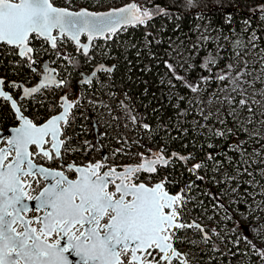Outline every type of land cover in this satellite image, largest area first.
<instances>
[{
  "label": "snow or ice",
  "instance_id": "obj_1",
  "mask_svg": "<svg viewBox=\"0 0 264 264\" xmlns=\"http://www.w3.org/2000/svg\"><path fill=\"white\" fill-rule=\"evenodd\" d=\"M69 3L71 4V0ZM184 4L188 8H194L197 0H184ZM256 10L260 19L264 21V3L257 4ZM160 15L167 16V9L159 5L149 9L136 3V0L107 12H93L83 7L79 11H71L56 7L52 0H19L18 3L0 0V46L15 49L14 55L19 56L25 63L34 65L37 63L35 56H38L39 52H35L34 48L29 46V42L37 38L48 41L51 48L57 49V56L64 58V54L60 53L57 47L58 38L52 35L53 29L59 30L61 35L67 33L79 46V37L82 33L88 35L89 41L95 36L109 39L121 26L147 25ZM244 23V31L249 32L248 40L235 42L242 51L236 52L232 57L234 63L229 62L220 68L223 57L219 49L223 45L218 43L216 53L209 50L197 63L180 60V67L189 75H181L168 61H165V65L172 73L168 84L170 90L181 86L194 94L188 103L199 106L200 115L204 120L214 119L223 125L226 122L224 118L231 116L236 124L250 133V138L259 142L264 138V56L257 65L260 71H256L250 66L249 60L244 59L248 55L249 44L254 51L258 40L256 32L249 31L250 21L246 20ZM210 39L211 37L207 35L200 37L201 41ZM199 47L198 43H194L192 51H197ZM82 48L84 55L87 56L88 46L83 45ZM181 55L178 50L177 57ZM252 63L256 64V61ZM213 68L217 70L213 71ZM101 70L112 69L100 66L97 71ZM32 71L35 73L36 69L32 68ZM55 71L44 69L46 75H42L37 86L24 88V96H31L53 84L58 88L65 87L66 80L51 79ZM192 71L201 73L207 71L209 75L193 77L190 75ZM91 75L95 76L96 72ZM213 79L218 83L219 91L205 101L202 85ZM81 83L88 84L92 81L82 78ZM3 85L5 80L0 78V86ZM0 97L5 101H12L11 107L19 121V126L12 130L10 138H7L8 148L0 149V264H70L66 253L78 257L81 264H172L173 259H179V264H197L195 258L186 259L185 254L174 246L175 242L186 241L199 249L201 254L204 250L199 246L215 244L214 236L225 242L226 237L215 227L195 221L191 223L183 221L187 202L190 200L187 194L194 187L192 183L171 194L165 190L166 178L152 186L140 180L141 173L158 175V165L167 167L170 161L186 163L193 159L190 155L175 152L163 154L165 150L159 149L152 154L153 159H146L140 152H129L128 154L141 158V162L135 166H107L105 159L95 163L89 162L86 166L69 164L66 168L77 174V179L69 180L63 171H52L35 165L33 158L42 155L52 160L53 154L60 158L61 146L65 152L73 150L71 137L61 131L60 125L61 122L69 124L70 110L74 106H79L78 100L74 97L73 101L69 102L66 95H61L51 102L56 114L50 116L43 124L37 125L21 114L12 96L0 91ZM185 99L183 95L177 97L178 102H184ZM205 103L210 106L207 110L204 107ZM128 113H131V109H128ZM132 119L133 122H137L135 116ZM203 126L197 123V127ZM144 127L147 128L148 125L145 124ZM228 131L231 132L232 129ZM224 134L222 128L214 130V135ZM49 135L52 140L51 152L44 148ZM61 136H64V139H60ZM33 145L35 152L29 151V147ZM234 150L241 153L243 158L240 161H234L232 157L228 159L233 163L248 165L245 150L241 146ZM119 151L117 149V152ZM13 152L15 155L10 159ZM253 155L264 156V153L254 150ZM208 160L213 161L215 172L221 171L220 161L211 153L208 154ZM257 163L264 164V159ZM106 166L108 170L101 173V169ZM203 168H206V163L197 162L191 164L188 171L194 172L197 179H204L199 175V170ZM257 170L264 176V167H258ZM255 171L248 172L247 166L243 168V172L237 168L238 176H228L224 181L225 184H235V187L224 188L221 196L210 191L205 195L216 201L214 208L223 209L227 213L231 205L221 203V197H227L231 201L236 195H240L239 188L243 187V182L239 176L244 174L252 176L253 179L247 182L248 186L250 188L258 186L261 192H264V184L255 179ZM37 175L45 180L51 178L55 183L45 186L33 197L31 195L33 183L28 178L35 180ZM216 183L220 181L216 180ZM109 184L113 185V191L107 190ZM33 199L38 202L37 209L47 211L41 217L26 220L22 213L28 211V207L23 201ZM255 199L256 195L253 194L252 202ZM241 202L248 208V211L240 213L242 219L247 221L246 228L241 226L235 216H225L226 220H231L236 225V228L229 229V232L236 234V230L240 229L236 238L230 241L233 247L228 248V254L233 257L240 254L242 236L249 253L264 264V199L255 207L251 206L247 197H242V201H236ZM211 219L213 217L210 216L209 220ZM14 225H19L23 231H18ZM193 229L199 234L198 239L188 238L189 230ZM181 231L185 233L183 237L177 234ZM62 240H66L63 246ZM233 248L236 251H233ZM212 250L224 255L218 247Z\"/></svg>",
  "mask_w": 264,
  "mask_h": 264
},
{
  "label": "trees",
  "instance_id": "obj_2",
  "mask_svg": "<svg viewBox=\"0 0 264 264\" xmlns=\"http://www.w3.org/2000/svg\"><path fill=\"white\" fill-rule=\"evenodd\" d=\"M114 1H123L125 4L133 0ZM53 3L57 6V3ZM136 3L145 5L149 9L159 5L167 9L168 15H161L147 25L122 29L111 39L107 40L106 48L109 54L112 55L114 65L110 72V77L103 79H106L107 89L116 93V96L110 99V104L114 107V103L119 101L122 95L127 98L132 112L130 114L132 123L139 127L143 133L148 131L152 134L148 146L159 142L160 148L169 154L179 152L183 155H190L193 158V163H206V168L199 170V175L204 177V179H197V175L194 172L188 171L190 168L188 165L178 162L175 165V170L167 168L169 173L165 177L167 180H174V173L177 172L179 167L183 177H191L192 184L196 188L208 187L213 192H220L217 196H221L224 188L236 186L232 183L225 184L224 181L228 176H238L237 168L243 172V168L247 166L248 171L253 172L252 167H264V164L258 165L257 163L264 159V156L258 157L255 165L249 161L248 165L231 162L228 157H232L234 161H240L243 158L241 153L234 150L235 148L232 147L231 142L240 143L237 146H241L246 154L247 152L254 153V150L255 152L264 153V140L261 139L257 142L249 139L242 142L245 137L240 131L226 133L223 130L225 133L223 136L214 135V126L211 133L195 129L191 124L192 119L196 118L200 122L202 118L197 115L195 110L198 105H190L188 103V100L192 99L194 94L181 86L170 90L168 84L172 73L165 65V61L174 65L176 71L181 75H189V73L184 72L180 64L177 65L176 62L172 61L170 53L174 44L177 46V51L187 53L185 61L192 57L189 61L197 63L207 55L209 50L213 52L212 42L210 40L201 41V35L210 36L218 33L222 39L232 33L239 34L240 36L238 37H230L223 40V47L219 49L223 57L220 62V68H223L225 64L231 62L233 52L240 50L235 42L237 40L245 42V37L249 34V32L244 31V22L246 20L250 21L251 28L249 31L254 30L256 32L258 36L257 43L261 49H264V21L260 19V15L256 10V5L264 3V0H197L194 8L186 7L184 0H136ZM229 20L231 21L230 23L228 22ZM198 25L200 27L204 25L205 31L201 32ZM148 33L151 35H147ZM149 40H151V44H149ZM96 41L103 42L102 40ZM194 43H198L200 47L196 54L192 55L194 52L192 51V45ZM30 45L35 48L34 43L30 42ZM105 50L101 51L102 57L108 54ZM76 55L70 63L71 78L66 80L67 85L64 87L63 93H70L69 85L75 82L77 74L83 68L89 66L88 62L95 60L94 57L90 58L79 52ZM5 59L4 47L0 46V76L8 79H14L15 76L23 77V72L27 71L25 69V61L19 59L18 69L23 72L15 75L14 71L12 72L13 67L9 66ZM216 70L213 68V71ZM201 74L209 75L207 71L203 73L192 71L190 73L193 77H199ZM197 83L200 84V81L197 80ZM203 86V98L205 101L213 94L215 87L217 92L219 91V86L215 79L203 83ZM180 95L185 96L184 102H178L177 97ZM206 104H204L205 109ZM114 110L118 112L115 107ZM133 116L136 117L137 122H133ZM11 118L7 104L0 102V119L3 127L10 123ZM212 120L206 121L211 124ZM138 124L140 125L138 126ZM145 124L148 125L147 128L144 127ZM209 145H212V147H209ZM209 153L217 161H220V172L214 171L213 161L208 160ZM245 175L239 176V178L242 180ZM216 180H219L220 183H216ZM180 186L181 182L177 184L167 183V190L175 193L179 191ZM244 189L245 184L243 183V187L239 188L240 195H236L234 200L230 201L227 197H221V200L229 203L233 209H239V211L235 212L248 211L247 206L242 202L236 203V201H242V196L245 195ZM202 198L207 207H210V203H213L207 196ZM207 201H210V203H207ZM250 202L251 206H253L254 202L252 200ZM192 212L197 215L200 214L196 207ZM226 223L228 230L233 229L229 221H226ZM229 233L234 239L236 238V234ZM240 240V254L236 257L229 255L225 246L214 240L215 244H207V247L211 250L218 247L223 251L224 255L216 252V254H220L217 258L211 256L210 252H205L202 254V259L196 260L197 264H261L255 255L248 253V246L243 242V239L240 238ZM190 248L194 249L192 246ZM233 251H236V249L233 248ZM176 264L179 263L176 262Z\"/></svg>",
  "mask_w": 264,
  "mask_h": 264
},
{
  "label": "rangeland",
  "instance_id": "obj_3",
  "mask_svg": "<svg viewBox=\"0 0 264 264\" xmlns=\"http://www.w3.org/2000/svg\"><path fill=\"white\" fill-rule=\"evenodd\" d=\"M52 2L57 3V6H62V7H67L72 10L79 9L81 7H85L87 9L93 10V11H100V10H106L111 7H119L124 4L123 1H114V0H71V4L69 3V0H52ZM56 5V4H55ZM198 28L201 32L205 31V26L198 25ZM248 35L245 37V42L248 40ZM240 36L239 34L232 33L231 35L224 36V38L229 39L230 37H238ZM209 37H211L210 41L212 42V48H213V53H216L218 51L217 49V44L219 43L220 45L223 44L224 38H220V35L218 33L211 34ZM108 39L102 40L103 42H98V41H93V49H91V53L89 55L90 58H95V63L100 62L102 60H106L105 56H101V50L103 49L104 46H106ZM68 42H70L67 39ZM32 43H34L36 46L38 44L37 40H32ZM257 43V41H256ZM172 44V43H171ZM4 47V46H2ZM70 47L68 48L67 52L64 54V58H60L57 56V50H55L54 53L50 54V59L46 62V67H56L59 69V74L61 77L66 78L67 80L70 79L71 77V66L70 63L73 58H75L77 55L72 56L69 52ZM42 52L45 53L46 51L44 49H41ZM242 51V49L238 50ZM233 52L231 55V62L234 63L232 60V57L235 55L236 52ZM74 52V51H73ZM99 55H98V54ZM182 55L180 57H177V46L174 44L171 48V53L170 56L172 57V61L176 62L177 65L180 64V60L187 59V53L184 51H180ZM196 51L192 53V55H195ZM96 55V57H95ZM264 56V49H261L257 43V48L253 51L251 49V46L249 44V49H248V55L244 57V59L249 60V64L252 68H255L256 71H260V68L257 66L259 64L260 58ZM8 56L6 55V61L8 60ZM47 58V57H46ZM192 59V57H189L188 61ZM69 60V61H68ZM16 61V64L13 63H7L9 66L13 67L12 72L16 75L18 73L23 72L19 68V60H13ZM252 61H256V64H253ZM40 62V63H39ZM89 66L83 68L81 71L84 73H78L76 76V79L79 81L83 78H85L89 74V69L92 66L91 62H88ZM32 66V65H30ZM33 67L36 69V72L34 73L33 71L28 70L26 72H23V77L15 76L13 79L14 81H20L24 80L26 81L30 75L32 76L33 79H36L40 74L45 73L44 68H45V59L40 58L38 60L37 64H34ZM15 69V70H14ZM88 70V71H87ZM40 73V74H39ZM101 76H97L96 80L92 83L88 84H76V79L73 84L69 85L70 93L68 96H71L72 92H76L75 97L77 96L78 104L79 106H75V110L73 111V117L75 119V123H77L75 131L71 128H66V134L67 136L71 137V139H74L77 141L78 145L77 147L73 146V150L71 152H65V159L66 162H70L72 160L76 165H83L86 164L87 162H92L94 163L97 161V159L101 160L103 154L106 155V163L107 166H112V165H124V164H137L140 162L141 158L136 155H131L128 154L129 152L131 153H143L145 158H148L154 151H158L160 148L159 142L155 143L151 146H148V143L150 142L152 138V134L150 132H145L141 131V129L137 128L134 126L132 123L129 124V120L127 117L128 109H130L129 102L126 97H121V100L119 102H115L114 105L117 109V111L120 113L121 116H116L115 114V120L107 114V108L105 107L106 105L108 106V109H110V94L107 92L106 87L101 84ZM202 87H204L202 85ZM11 92L13 93L14 87H10ZM204 89V88H203ZM217 88L215 87L213 90V93H216ZM64 90V87H63ZM61 88H57L54 90V93L52 95H47V101L50 103L52 100H57L59 96H61L63 93L61 91ZM74 90V91H73ZM10 91V90H9ZM98 93L99 96V104L95 102V98L93 97L92 93ZM115 96V95H113ZM39 98H33L32 102L34 103L37 101ZM108 100V103L107 101ZM24 101V100H22ZM46 102V101H45ZM6 103V102H5ZM7 104V103H6ZM206 110L210 107L208 104L205 105ZM112 107V106H111ZM114 110V107H112ZM111 110V109H110ZM197 115L202 118V120L199 122L200 124L204 125L203 127H197V119L193 118L191 121V124L195 129L198 130H203L204 132H213V126L216 128H222L226 133H229V129H232V131H240L245 138L242 139V142L247 141L250 138V133L246 132L243 127L239 126L236 124L232 117H226L225 123L223 126L221 124H218L216 120H212V123H207L206 120L203 119V117L200 115L199 111V106H196L195 108ZM132 113V112H131ZM131 113H128L129 115ZM40 114H37L39 116ZM245 115H246V110H245ZM130 118V117H129ZM78 119V120H77ZM131 120V118H130ZM215 124V125H213ZM251 128V125L248 126ZM255 140V139H253ZM264 140V138H262ZM256 141V140H255ZM122 142V143H121ZM241 142V143H242ZM237 144H240L238 142H231V145L233 148H236ZM80 149V150H76ZM117 149L120 151L117 152ZM151 150V152L149 151ZM113 153H116L114 156ZM163 154H169L167 151ZM253 152H247V159L251 163L253 162L254 165L256 164V159L260 157V155H253ZM255 161V162H254ZM178 162H169V165L167 167H158V172L159 174H146V173H141L140 174V180L147 184V185H152L155 182L164 180L167 175H169L167 168L170 170H175V165ZM184 165H188L191 167V164H193V160H189L188 162H182ZM53 164V162L49 163ZM107 166L105 168H107ZM250 166V165H249ZM102 168V169H105ZM253 171H255V179L258 180L261 184H264V176H261L260 172L257 170L258 167H252ZM64 172L68 177H72V174L74 175V172L71 170H68L64 168ZM252 172V171H248ZM151 177V179H149ZM253 177L249 175H245L242 177V181L245 184V189H244V196L242 197H247V199L252 200L253 194L256 195V199L254 201V204L252 207H255L257 203H259L262 199H264V192H261V190L258 188V186H253L249 187L248 186V181L252 180ZM167 181H171L172 183L169 184H177L178 182H181V186L179 187L178 190L183 188L186 184L192 183L191 177H183V174L180 170V168H177V172L174 173V180H167L166 179V189H167ZM140 182V181H137ZM38 184V187H37ZM43 183L38 180L33 183V190L38 191L42 187ZM212 192L216 195H218L220 192H213L211 191L208 187H202V188H196L195 186L193 189L188 192V196L190 197V200L187 202V207L184 212L183 216V221L184 222H190V221H195L196 223H201L209 227H215L218 232L222 236L226 237L225 242H221L219 239H217L215 236L213 237V240L219 241L222 245L225 246L226 251H228V248H231V239H234L232 235L228 231V226L226 221H229L230 226L233 228H236V225L233 221L231 220H226L225 216L226 215H232L235 216L237 220L240 221V224L242 227H247V221L242 219L240 213L241 212H235L234 209L230 206L228 208V212L226 213L223 209H217L214 208L213 205L216 203L215 200L212 199L211 196L205 195L207 192ZM209 197V199L212 200L213 203H210V201H207V203H210V207H207L204 204L203 198L202 197ZM249 200V201H250ZM203 202L198 203V202ZM221 203H224L226 206L230 205L229 203L225 202L224 200H221ZM197 208L200 211V214H196L193 211L194 208ZM213 217V219L209 220V217ZM216 216V217H215ZM240 229L236 230V235L239 234ZM179 236L183 237L185 233L183 231L177 233ZM188 238H199V234L193 230H189L188 232ZM243 239V237H240ZM230 244V245H229ZM175 247L182 249L183 247H186L187 251L189 253H186V259H193L195 260H200L202 259V254L205 252H210L211 256L213 257H219L220 254H216L213 250L207 247V244H201L199 247L200 249H203V253H199V249L197 248H190L193 245L187 243L186 241H177L175 242ZM249 253V251H248ZM174 262V261H173ZM176 264V263H173Z\"/></svg>",
  "mask_w": 264,
  "mask_h": 264
},
{
  "label": "built area",
  "instance_id": "obj_4",
  "mask_svg": "<svg viewBox=\"0 0 264 264\" xmlns=\"http://www.w3.org/2000/svg\"><path fill=\"white\" fill-rule=\"evenodd\" d=\"M12 1H16V0H12ZM76 10H78V9H76ZM56 34V33H55ZM112 38V37H111ZM111 38H109V39H111ZM108 39V40H109ZM35 40H37L38 41V44H37V46L35 45V48H34V50H35V52H39V55L38 56H35V52H34V56H35V58H36V60H37V63H38V60H40V58H43V59H45V66L47 65L46 64V62L50 59V54H52V53H54L55 52V50H57V49H53V48H51L50 46H48V44H47V42L45 41V40H42V39H40V38H37V39H35ZM70 41V40H69ZM96 41V40H95ZM30 42H32V40H30ZM29 42V43H30ZM93 44L94 43H92V46H93ZM91 46V49H93V47ZM57 47H58V50H59V52L60 53H63V54H65L66 52H67V50H68V48L70 47V50H69V52H70V54H71V57L72 56H75L76 54H75V50L77 49V47L70 41V42H68L67 41V39L66 38H62V39H58L57 40ZM41 49H44V50H47L46 51V55H45V53L44 52H42L41 51ZM104 49H106L105 50V52H107L108 54H105L106 56H105V58H106V60H102V61H100V62H96L95 63V61H93L92 63H94V64H92V66L90 67V71H89V74L85 77V78H87L89 75H90V73L93 71V69H94V67L97 65V64H104V65H107V66H110V65H114L113 64V62H112V55L111 54H109V52L107 51L108 49L106 48V46H104L103 47V49L102 50H104ZM4 50H5V55H7L8 57V60H7V63H13V64H16V61H13V60H19V58L17 57V55H14L13 54V52L15 51V49H11V48H9V47H7V46H4ZM101 50V51H102ZM74 51V52H73ZM47 57V58H46ZM74 59V58H73ZM69 61V60H68ZM36 63V64H37ZM40 63V62H39ZM25 68L28 70V73H29V70L30 71H32V68H34L33 67V65L32 66H30V64H25ZM45 69V68H44ZM47 69L48 70H52V69H55L56 71L55 72H53L52 73V76L56 79V81H59V80H61V79H63V77H61L60 76V74L58 73L59 72V69L58 68H56V67H52V66H48L47 67ZM88 71V70H87ZM110 72L111 71H103V70H101V71H98V72H96V75L95 76H92L91 78H90V80L92 81V82H94L95 80H96V77L97 76H101L102 78H99V79H101V84L103 85V86H105L106 87V82H105V80L107 79V78H109L110 77ZM81 73H84L83 71H81ZM40 74V73H39ZM43 74H46V73H43ZM41 75V74H40ZM40 75L36 78V79H33L32 78V76L30 75V77L26 80V81H24V80H20V81H15V83L14 84H12V85H15V86H12V87H14L15 89H13V93H15V99H16V101L18 102V103H20L21 104V107L24 109V111H26L27 113H28V115H29V118H30V120L32 121V122H34L35 124H37V125H39V124H41V123H43V122H45L50 116H52V115H54V114H56V111L51 107V102L53 101H51L50 103L47 101V95H52L53 93H54V90L55 89H57L58 87H56V85L55 84H53V85H51V86H49V87H46V88H42V89H40V91L39 92H37V93H35L34 95H32V96H30L28 99H24V101H21V100H19L18 98H19V96H20V94H21V86L22 85H24V86H26V87H32V86H35L37 83H38V80L40 79ZM84 78V79H85ZM103 78H106V79H103ZM64 80H67L66 78H64ZM76 84H84V83H81V80L79 81L78 79H76ZM61 90H63V88H61ZM106 90H107V92H109V94H110V97L111 98H114L115 96H116V93L114 92V91H112V90H110V89H107V87H106ZM74 91V90H73ZM62 93H63V91H61ZM75 95H76V92H72L71 93V96H68L69 97V99L71 100V101H73V98L75 97ZM92 95H93V97L95 98V102L97 103V105L99 104V98L101 97V96H99L98 95V93L96 92L95 94L94 93H92ZM113 95H115V96H113ZM36 97H38L39 99L37 100V101H35L34 103L32 102V100H33V98H36ZM60 97V96H59ZM121 97H123L124 98V96L122 95ZM121 97H120V100H121ZM76 99H77V96L75 97ZM46 101V102H45ZM107 101V103H108V100H106ZM30 104H29V103ZM117 102V101H116ZM119 102V101H118ZM108 105H109V103H108ZM111 105V104H110ZM112 106V105H111ZM110 106V109H108V106L106 105L105 107L107 108V114H109V116L111 117V118H113L114 120H115V114H116V116L118 117V116H121L120 115V113H119V115H118V112H116L115 110H113L112 109V107ZM114 107H115V105H114ZM75 108V106L73 107V109H71L70 110V114H69V117H68V121H69V124L68 125H63V124H61V130H62V132L65 134V135H67L66 134V128L68 127V128H71V129H73L74 131L77 129V127H76V125H77V123H75V119H74V117H73V111L75 110L74 109ZM115 109H116V107H115ZM117 110V109H116ZM126 114H127V117H128V120H129V124L130 123H132V121L130 120V115L127 113V112H125ZM37 114H40L39 116H37ZM119 118V117H118ZM121 118V117H120ZM119 118V119H120ZM78 120V119H77ZM134 126H136L134 123H132ZM140 124H138V126H139ZM76 127V129H74ZM137 128H139V127H137ZM140 129V128H139ZM61 139H64V136H61L60 137ZM71 143H72V145L74 146V147H77V145H78V143H77V141H75L74 139H71ZM53 163H54V165L52 164H50V166L51 167H56L57 166V164H58V161H59V159L58 158H56L54 155H53ZM65 157V155H64V148H63V146H62V148H61V159L65 162V163H68V162H66V159L64 158ZM102 159H105L106 160V155L105 154H103V156H102V158H101V160ZM97 160H99V159H97ZM101 160H99V161H101ZM69 163H73V164H75L72 160H70V162ZM87 163H89V162H87ZM87 163L86 164H83V165H87ZM105 169H107V168H105ZM119 169V168H118ZM104 169H101V172L103 171ZM74 176H72V177H70V178H73ZM113 189V186H112V184H109V190H112ZM38 193V191L36 192V191H34V190H32L31 191V195L33 196V195H35V194H37ZM53 239V238H52ZM177 248V247H176ZM180 252H182V253H184L185 254V258H186V253L188 254L189 253V251H187V249H186V247H183L182 249H180V248H177Z\"/></svg>",
  "mask_w": 264,
  "mask_h": 264
},
{
  "label": "water",
  "instance_id": "obj_5",
  "mask_svg": "<svg viewBox=\"0 0 264 264\" xmlns=\"http://www.w3.org/2000/svg\"><path fill=\"white\" fill-rule=\"evenodd\" d=\"M12 2H14V3H18L19 2V0H16V1H12ZM133 1H131V2H127V3H125V4H123V5H121V6H119V7H111V8H109V9H106V10H100V11H93V10H90V9H88L89 11H93V12H107V11H109L110 9H114V8H120V7H123V6H125L126 4H129V3H132ZM139 4V3H138ZM140 5H142V4H140ZM56 6V5H55ZM56 7H58V8H65V7H59V6H56ZM82 8V7H81ZM83 8H85V7H83ZM67 9H69V8H67ZM87 9V8H86ZM69 10H71V11H79L80 10V8L78 9V10H72V9H69ZM161 16V15H160ZM157 17H159V16H157ZM156 17V18H157ZM138 26V25H137ZM128 27H136V26H132V25H127V26H121L120 28H119V30L116 32V34L119 32V31H121L122 29H125V28H128ZM56 33V34H55ZM115 34V35H116ZM52 35L53 36H55V37H57L58 39H62V38H66V39H68V40H70L77 48H78V50L81 52V54L82 55H84V53H83V48H82V46L83 45H87L88 46V54H89V52H90V49H91V46H92V43H93V41L94 40H105V38L104 37H102V36H95V37H93V39L91 40V41H89V39H88V35L87 34H84V33H82L81 35H80V37H79V40H80V45L78 46L77 45V43L74 41V40H72L71 38H70V36L67 34V33H65L64 35H61L60 34V32H59V30H57V29H53L52 30ZM114 36V35H113ZM113 36H111V37H113ZM43 40V39H42ZM46 41V40H45ZM47 42V44H48V46H50V44H49V42L48 41H46ZM29 46L30 47H32L31 45H30V43H29ZM85 56V55H84ZM19 59H21L19 56H17ZM21 60H23V59H21ZM100 66H103L105 69H108V68H110V69H112L113 68V66L112 65H110V66H107V65H104V64H97L95 67H94V69H93V71L91 72V73H93L94 71L95 72H98L97 71V69H99L100 68ZM45 69H47V67L45 66ZM91 73H90V75L87 77V78H85V79H89L90 80V78L93 76V75H91ZM42 75H46V74H41L40 75V79L38 80V82L41 80V77H42ZM0 78H2V77H0ZM2 79H4V78H2ZM51 79H53V80H55L56 81V79L52 76L51 77ZM5 80V79H4ZM15 82L14 81H10V84H14ZM38 84V83H37ZM37 84L35 85V86H37ZM35 86H32V87H35ZM24 88H31V87H26V86H24V85H22L21 86V94H20V96H19V100H21V99H28L30 96H27V97H25L24 96V94H23V89ZM0 91H4V92H6L8 95H10V96H12V94L9 92V91H6L4 88H3V86H0ZM35 93H33L32 95H34ZM31 95V96H32ZM62 95H66V97H67V94L66 93H63ZM13 97V96H12ZM0 99H2L3 101H5L2 97H0ZM67 99H68V97H67ZM69 100V99H68ZM13 101H15L16 102V105H17V107L20 109V107H19V104H18V102L16 101V99L13 97ZM7 104H8V107H9V109L12 111V113L16 116V114H15V111L12 109V107H11V104H12V101H5ZM69 102H72L71 100H69ZM20 111H21V109H20ZM21 114L25 117V118H27V119H29L27 116H25L24 114H23V112L21 111ZM55 115V114H54ZM30 120V119H29ZM44 123V122H43ZM43 123H41V124H43ZM61 124H63L64 125V123L63 122H61ZM40 125V124H39ZM19 126V121H18V125L16 126V127H18ZM15 127V128H16ZM15 128H8V129H6V130H0V137H4V139H0V149H7L8 148V145H7V138H10V136H11V132H12V130H14ZM60 128H61V125H60ZM62 131V130H61ZM48 139H49V141L48 142H50L49 143V145H48V147L47 148H45V150H48V151H52V149H51V144H52V140H51V136L49 135L48 136ZM61 139V138H60ZM48 142L46 143V144H48ZM61 148H62V146H61ZM157 151H154L153 153H156ZM152 153V154H153ZM175 153H179V152H175ZM150 155L148 158H146V159H153L154 158V156L153 155ZM15 155V153L13 152V155H12V153H11V155H10V159L13 157ZM54 155V154H53ZM55 156V155H54ZM59 160H61V157L60 158H58ZM97 161H99V160H97ZM97 161H95V162H97ZM94 162V163H95ZM140 162H141V160H140ZM139 162V163H140ZM139 163H137V164H139ZM35 164V163H34ZM69 164H72V165H75V166H81V165H76V164H73V163H67L66 165H69ZM88 164V163H87ZM137 164H124V165H133V166H135V165H137ZM35 165H37V166H39V167H43V168H45V169H48V170H52V171H62V170H58V169H53V168H48V167H46V166H44V165H41V164H35ZM66 165H65V167H66ZM84 166H86V165H84ZM157 167H160V165H158ZM161 167H164V166H161ZM108 169H104L101 173H103V172H105V171H107ZM119 170V169H118ZM74 172V171H73ZM146 174H155V173H146ZM64 175L66 176V177H68L65 173H64ZM37 177H39L41 180H42V182H43V186L41 187V189L42 188H44L45 186H47V185H49L50 183H55V180H53V179H51V178H49L48 180H45L42 176H39V175H37L36 176V178ZM69 178V180H75V179H77V174L74 172V177L73 178H70V177H68ZM158 182H160V181H158ZM158 182H155L154 184H156V183H158ZM154 184H152V185H154ZM147 185V184H146ZM151 185V186H152ZM113 186V185H112ZM150 186V185H149ZM40 189V190H41ZM39 190V191H40ZM108 191H113L114 190V187H113V189L112 190H109V186H108V189H107ZM165 190L166 191H168L166 188H165ZM38 191V192H39ZM169 192V191H168ZM178 192V191H177ZM169 193H171V192H169ZM176 193V192H175ZM175 193H171V194H175ZM38 194V193H37ZM37 194H35V195H33V197H35ZM23 203L25 204V205H27V207H28V211H26V212H23L22 213V215H23V217H24V219H34V218H36V217H41V216H43L44 214H45V212L47 211V209H45V210H39V209H37V201H35V199H33V200H24L23 201ZM30 212H34V216H31V217H26L25 216V214H28V213H30ZM191 222H193V221H190L189 223H191ZM32 226H35V227H39V225H32ZM14 227H16L17 228V230L18 231H23V229L19 226V225H14ZM53 238L55 239V236H53ZM53 239V240H54ZM51 242V241H50ZM64 243H66V240H62L61 241V245L63 246V244ZM182 253V252H181ZM66 256H68V258H69V261H70V264H81V262L79 261V258L78 257H76L75 255H71V254H65ZM177 261L178 263H179V259H173V261ZM172 261V262H173Z\"/></svg>",
  "mask_w": 264,
  "mask_h": 264
},
{
  "label": "flooded vegetation",
  "instance_id": "obj_6",
  "mask_svg": "<svg viewBox=\"0 0 264 264\" xmlns=\"http://www.w3.org/2000/svg\"><path fill=\"white\" fill-rule=\"evenodd\" d=\"M81 53L79 50H78V48L75 50V54L76 53ZM90 53H91V49H90V52H89V54L87 55V56H89L90 55ZM21 60V59H20ZM91 63L93 62V61H90ZM0 77H2V76H0ZM2 78H4L5 79V85H3V88L6 90V91H9L11 94H12V96L14 97L15 96V93H12L11 92V88L10 87H12V84H10V81H14L13 79H8V78H6V77H2ZM15 82V81H14ZM67 94V93H66ZM67 97H68V94H67ZM15 98V97H14ZM68 99H69V97H68ZM22 100H24V99H22ZM21 100V101H22ZM70 100V99H69ZM0 102L1 103H5V101H3L2 99H0ZM29 103V102H28ZM6 104V103H5ZM19 104V107H20V109H21V111L23 112V114L25 115V116H27L28 118H29V115H28V113L26 112V111H24V109L21 107V104L20 103H18ZM30 104V103H29ZM7 106H8V104H7ZM10 114H11V120H10V123L6 126V127H3V125H2V121H1V119H0V130H6V129H8V128H15L17 125H18V120H17V118H16V116L12 113V111L10 110ZM30 119V118H29ZM34 123V122H33ZM47 139V142L49 141V139H48V137L46 138ZM49 143L50 142H48V144H46L45 143V145H44V148H47L48 147V145H49ZM1 145V144H0ZM29 151H33V152H35L36 151V149H35V146L33 145V146H30L29 147ZM12 155H13V153H12ZM53 161V159L52 160H48L47 158H45V157H43L42 155H39V156H35L34 158H33V163H35V164H41V165H44V166H46V167H48V168H53V167H51L50 166V164L49 163H51ZM67 163H65L62 159L61 160H59L58 161V164H57V166L56 167H54L53 169H58V170H62L63 172H64V168H66L65 167V165H66ZM67 169V168H66ZM65 173V172H64ZM72 176H74L73 174H72ZM32 183H34V182H36V181H38V180H40L41 182H42V180L39 178V177H37V178H35V180H31V178H28ZM43 183V182H42ZM43 186V185H42ZM41 189V188H40ZM39 189V190H40ZM38 190V191H39ZM35 214H34V212H30V213H28V214H25V216L26 217H31V216H34ZM54 239V238H53ZM177 261H175L174 260V262H172V264L173 263H176Z\"/></svg>",
  "mask_w": 264,
  "mask_h": 264
}]
</instances>
